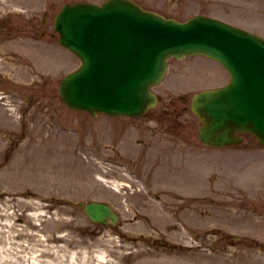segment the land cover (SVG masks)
I'll use <instances>...</instances> for the list:
<instances>
[{
  "label": "rangeland",
  "instance_id": "rangeland-1",
  "mask_svg": "<svg viewBox=\"0 0 264 264\" xmlns=\"http://www.w3.org/2000/svg\"><path fill=\"white\" fill-rule=\"evenodd\" d=\"M64 1L66 0H50V2L55 5L49 9L50 10L49 16H52L53 12L57 10L63 4ZM157 1L158 4L161 5L169 4V7H166L164 12L167 15L178 18H184L190 14L196 13L197 11H199V9H203V4H204V2L201 0H157ZM218 5L223 9L221 10V8H219ZM208 6H210L211 14L220 16L222 19L230 23L237 24L248 30L264 35V0H227V1L211 0V3H209ZM35 14H36L35 20L37 23L39 21L38 18H40V15L39 13L37 14V12ZM23 17L26 18V15ZM16 25H17V29L15 31H17L18 28L20 30V23H17ZM41 27L39 28L40 32L33 33L31 27L27 25L26 33H21V37L17 42H15L13 39L17 35L16 32H13L12 34H8V35H2L0 37V48L10 50L12 48L21 47L27 50V52L31 54V48L36 43V42H31V40L33 41L34 39H36L37 42L41 43L42 45H40L38 48L32 49V53L36 55L39 59L36 58L33 59L32 61H28L27 78L30 79L32 72H37V73L45 72L44 81L43 79H41L36 85L32 84V88H29L27 90L29 98H32L33 96H41L42 98L41 103L44 112V114L42 115L43 117L47 116L48 112H52L53 114H56L58 117H61V121L64 122L72 121L77 125H79V121L83 122V126L81 127L79 125L80 128L77 129L76 134L72 135L64 132H57V135H51L50 140L45 142V146H46L45 149L56 147L55 156L52 160L53 162H55L54 165L56 166L57 163L60 162V165L55 167V171L51 170L48 176H51L52 173L55 174L54 177L51 178L52 180L67 181L74 179V182L79 184L77 194L71 198V202L80 199L96 198L101 200L108 199L110 200V202L113 203H115L118 200V205L121 206L122 205L121 198L125 196L126 203L127 204L129 203L131 205V209H129L130 217L129 219H127L125 223H136L134 227H137L139 229L143 228L139 231V234H143L144 230H149V235L155 234V238L157 237L156 235L157 232L161 228L165 227L168 229L167 232L168 236L166 237L167 243H170L173 245V247L177 248L180 242V234H182L180 229L174 226L170 221H168L166 217L163 216L160 218L159 215H156V213L154 212V208L148 205L149 202L143 196L138 183H135L134 181L125 180L122 177L123 175L115 173L113 170H108L107 172H105V170L109 168L108 165L96 164L92 162L96 160V158L99 159L101 157V152L99 151V147L101 146V144L99 145L98 135L94 132L93 127H89L93 125L95 121L91 120L90 117L87 115L74 114L77 115L76 116L77 118H75V117H71V115H63V113H61L63 107L60 105V102L57 101L56 88L60 78L59 75H63L67 71H69L70 67L73 65L72 62L73 59L70 57V54L65 49L58 46V44L56 43V39L52 37L51 24L50 25L46 24L43 28ZM10 38L12 39L9 41ZM185 62L182 63L173 62V68L179 69V71H177V74L181 73L182 70L184 72L185 70L195 66L193 64H188L190 61L187 63ZM223 78L224 76L218 75L216 78L210 80L208 83L212 84L213 87L222 85L224 82ZM171 81H172V85H174L175 84L174 79ZM162 90L163 88L159 89L158 91H162ZM171 94L172 92L170 93V95ZM45 95L48 96V98ZM67 116H70L68 120H66ZM181 117L183 118V115ZM185 122L188 121L185 120ZM180 125L184 128H187V133H184L185 130L182 133L186 134V136L189 135L190 137H193V139L195 138L194 140L195 142H197L196 137H194L195 129L191 126V124L184 123ZM39 133L40 136H42L45 135L47 131L45 129L44 131ZM29 134L31 135L33 133L28 132V135ZM244 137L248 139V142H251L252 144L253 142L252 139H250L248 136H244ZM91 141L93 142V144H89V142ZM83 142H85V144H83ZM14 152L15 150L13 149L8 151L7 159L10 158L13 160ZM39 152H41L39 154H42V151ZM27 153L30 154L29 158L34 160L33 155H35L36 152L35 151L31 152L29 149ZM213 155H217V153H213ZM204 157L209 158L210 154L204 153ZM42 171L43 173L47 172L45 165L42 167ZM101 177L106 178L107 182H105L104 185L102 182H98L95 180V178H101ZM31 178L32 176L30 175L29 179L27 178L26 181H24L25 187L35 186L36 183H34L33 179ZM172 180H173L172 184H175L177 186L179 185L178 178L174 177L172 178ZM126 184H128L129 187L124 186ZM4 185L15 189L19 184L12 179L8 183L4 182ZM53 185L54 184H52L51 188L48 191L52 190ZM182 185H184V183ZM196 185H198V182L192 181V185L190 187L189 186L187 187L189 189L190 188L194 189ZM44 187L45 185H43L42 190L45 189ZM184 187L185 186L181 187V189ZM212 188L214 189V187ZM212 188L207 190L208 196L205 197L203 206L201 207L205 208L208 205V199L213 196ZM48 191L45 193V195H51L52 197L61 198V199L65 198L63 187L60 193H56V192L49 193ZM118 191L120 193H118ZM200 191H201V185L198 192ZM217 193L218 194L215 195L223 194L224 196H227V193L223 191ZM234 201L236 200H233V202ZM170 202L175 203L173 199H170ZM194 203L189 202V204H194ZM67 208L71 210H75L77 212L81 211L75 205L71 206V204L68 205ZM205 210L206 209H203V211ZM186 213L187 212L185 210L184 212L183 210L180 212L179 208H177V211L174 212V215L175 217L180 218L181 215ZM145 218H149L150 223H148V221ZM158 219L161 220L163 219V222ZM94 233L97 238L103 239V242H105L106 245H109L110 242H114L111 241V239H113V236L111 235H113L114 231L99 227V229H96ZM174 236H177V238L173 239ZM161 242H157V244H154L153 242H149V245L142 244V246L145 248H147V246L155 248L156 246H159ZM118 243L122 245H126L128 248L130 246H134L137 244L132 242L131 238L127 236H122V238H120ZM173 247H167L166 249H170L173 252L175 251V248ZM236 248L238 250H242V251L244 250V248L240 246H236ZM130 250L131 249H129L125 253H128ZM188 255L195 257V255L191 252L188 253ZM204 255L205 256L208 255L207 251H204ZM189 256L186 255V257ZM129 258L132 259V257ZM142 259L143 258H138L136 261H140ZM189 259L187 260V262L185 261L183 263L208 264L206 263V259L203 256L201 260L198 259L200 261H196V260L191 261ZM216 261H218L217 264H222L221 263L222 260H216ZM248 261H250V259H248L246 263ZM160 262L161 264H165L166 261H163L161 258ZM124 263L127 264L129 262L126 261ZM223 264H228V261H225Z\"/></svg>",
  "mask_w": 264,
  "mask_h": 264
},
{
  "label": "bare ground",
  "instance_id": "bare-ground-1",
  "mask_svg": "<svg viewBox=\"0 0 264 264\" xmlns=\"http://www.w3.org/2000/svg\"><path fill=\"white\" fill-rule=\"evenodd\" d=\"M33 204H22V210L36 211L39 204L35 202ZM11 208L14 206L0 207V264H95V260L97 264H118L123 259L119 258L117 263L116 259L110 260L103 257L101 261L97 258L99 251H89L85 239L81 241V249L78 252H72V240L65 235H55L59 229L74 228L75 218H63L64 211L60 215L59 222H57V229L51 235L43 233L47 235L43 239L18 224L23 218V211H21L22 213H16L15 210L11 213L7 212ZM40 217L41 215L37 213L30 215L28 218L29 227L35 228L32 223L33 219L37 218L40 221ZM78 226L85 227L82 224H78ZM68 235L72 237V231ZM176 258L181 257L176 256ZM176 258L174 260L180 264L181 262Z\"/></svg>",
  "mask_w": 264,
  "mask_h": 264
},
{
  "label": "water",
  "instance_id": "water-1",
  "mask_svg": "<svg viewBox=\"0 0 264 264\" xmlns=\"http://www.w3.org/2000/svg\"><path fill=\"white\" fill-rule=\"evenodd\" d=\"M98 12V11H97ZM78 51L84 55V57L88 56V48L87 47H77ZM82 71L78 72L79 75H74L72 78L68 79L67 81H64L62 86V91L65 95L70 97H77L79 99L85 98L88 96L86 92H83L81 89V84L86 82L84 77H88V75L81 74ZM212 121H208L207 125L208 127L212 125ZM229 129L235 128L233 124L229 125Z\"/></svg>",
  "mask_w": 264,
  "mask_h": 264
}]
</instances>
